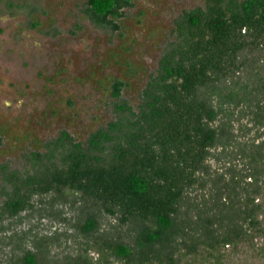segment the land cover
I'll return each mask as SVG.
<instances>
[{"label":"trees","instance_id":"obj_1","mask_svg":"<svg viewBox=\"0 0 264 264\" xmlns=\"http://www.w3.org/2000/svg\"><path fill=\"white\" fill-rule=\"evenodd\" d=\"M133 1L84 12L114 31ZM168 38L136 103L115 78L105 124L0 162V264H264V0H204Z\"/></svg>","mask_w":264,"mask_h":264},{"label":"rangeland","instance_id":"obj_2","mask_svg":"<svg viewBox=\"0 0 264 264\" xmlns=\"http://www.w3.org/2000/svg\"><path fill=\"white\" fill-rule=\"evenodd\" d=\"M86 1L0 0V162L62 129L80 141L105 124L115 78L136 103L175 18L204 3L134 0L113 31L90 21Z\"/></svg>","mask_w":264,"mask_h":264}]
</instances>
